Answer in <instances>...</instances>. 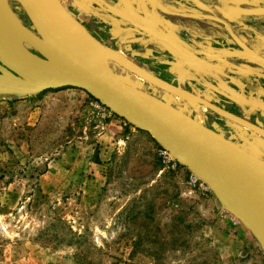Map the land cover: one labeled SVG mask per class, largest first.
<instances>
[{"label":"rangeland","instance_id":"obj_1","mask_svg":"<svg viewBox=\"0 0 264 264\" xmlns=\"http://www.w3.org/2000/svg\"><path fill=\"white\" fill-rule=\"evenodd\" d=\"M0 264H264V250L154 137L69 86L0 91Z\"/></svg>","mask_w":264,"mask_h":264},{"label":"water","instance_id":"obj_2","mask_svg":"<svg viewBox=\"0 0 264 264\" xmlns=\"http://www.w3.org/2000/svg\"><path fill=\"white\" fill-rule=\"evenodd\" d=\"M13 1L31 26L15 13L11 0H0V28L9 35L8 41H0V91L36 94L69 86L86 91L112 113L148 132L207 183L264 250V158L226 136L222 128L207 125L175 99L230 120L234 131L243 126L264 135L263 128L215 103L211 96L172 83L103 43L62 0ZM120 1L130 8L127 0ZM67 32L70 38L64 40ZM110 62L143 81L120 75ZM218 75L214 72L212 77ZM145 82L155 88H147Z\"/></svg>","mask_w":264,"mask_h":264},{"label":"crops","instance_id":"obj_3","mask_svg":"<svg viewBox=\"0 0 264 264\" xmlns=\"http://www.w3.org/2000/svg\"><path fill=\"white\" fill-rule=\"evenodd\" d=\"M127 1L62 0L96 38L156 75L193 80L195 93L226 109L264 116V0Z\"/></svg>","mask_w":264,"mask_h":264},{"label":"flooded vegetation","instance_id":"obj_4","mask_svg":"<svg viewBox=\"0 0 264 264\" xmlns=\"http://www.w3.org/2000/svg\"><path fill=\"white\" fill-rule=\"evenodd\" d=\"M11 4L12 7L15 11V13L19 16V18L23 21V23L26 26H31V22L28 19V17L26 16V14L24 13V11L21 8H18L19 5L11 0ZM140 78L138 76H133L132 77V81H139ZM141 81V80H140ZM172 83L175 84H179V82L177 81H170ZM195 81H191V80H184V82H180V85H182V87L186 88V89H190L192 90V87ZM145 86L147 88H155V86L151 85L148 82H145ZM200 94V93H199ZM202 95V94H201ZM178 100H180L182 103H184V105L188 106L190 109H192V113H196L195 111L197 110V107L193 104L190 103H186L183 100H181L180 98H178ZM205 109V113H204V117H203V121L211 126L212 128L215 129H219L222 128L223 131H225L226 136L228 137H232L239 145H246V147L250 148L252 151H254V153H256L257 155H260L261 157L264 158V135H262L261 133H258L256 131H252L247 129L246 127L243 126H238L237 127V131H234L231 129L230 126V120L217 116L215 113H213L212 111ZM237 114V113H236ZM238 115H240L238 113ZM260 115V114H259ZM244 118H247L248 120H250L251 122L255 123L256 125H258L259 127L264 129V116L262 115V117H248L246 114L241 115ZM231 129V130H230Z\"/></svg>","mask_w":264,"mask_h":264},{"label":"bare ground","instance_id":"obj_5","mask_svg":"<svg viewBox=\"0 0 264 264\" xmlns=\"http://www.w3.org/2000/svg\"><path fill=\"white\" fill-rule=\"evenodd\" d=\"M38 1H39V0H38ZM40 1H42V0H40ZM70 35H71V34H68V32H67L66 34H63L62 37H63L64 40H65V39H67V38H70ZM51 38H52V37H51ZM4 39H6V40H4ZM8 39H9L8 32H7L6 30L0 28V41H8ZM69 43H70V42H69ZM69 43H68V44H69ZM240 183L243 184L242 181H240ZM251 196H252V195H251ZM253 197H254V196H253Z\"/></svg>","mask_w":264,"mask_h":264}]
</instances>
